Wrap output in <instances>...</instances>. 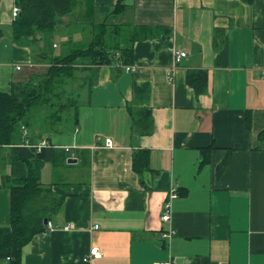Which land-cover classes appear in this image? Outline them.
I'll use <instances>...</instances> for the list:
<instances>
[{"label":"crops","instance_id":"crops-1","mask_svg":"<svg viewBox=\"0 0 264 264\" xmlns=\"http://www.w3.org/2000/svg\"><path fill=\"white\" fill-rule=\"evenodd\" d=\"M120 2L74 0L47 40L17 44L15 0H0V92L90 43L112 57L77 59L69 114L50 124L33 113L28 133L52 149L44 195L62 201L20 264H264V0ZM176 50L187 54L174 65ZM190 73L203 75L201 92ZM92 247L102 256L85 260Z\"/></svg>","mask_w":264,"mask_h":264},{"label":"trees","instance_id":"trees-1","mask_svg":"<svg viewBox=\"0 0 264 264\" xmlns=\"http://www.w3.org/2000/svg\"><path fill=\"white\" fill-rule=\"evenodd\" d=\"M120 1L117 0L116 12L122 7ZM15 4L20 11L13 21L11 35L15 43L24 44L35 40L37 35L47 40L60 17L71 11L74 0H15ZM95 47L90 43L86 49L48 57L46 72L33 74L26 82H12L8 93L0 92V165L10 168L9 174L1 176L2 184L10 191V218L7 226L0 227V260L9 259V264H20L23 247L44 231V219L49 220L62 201L49 200L39 178L42 167L51 160L52 149L45 147L38 151L33 146H24L21 127L30 129L39 121L32 118L34 112H42L39 117L42 121L49 119L50 124L60 120L64 111L71 112L75 101L72 98L63 101L64 85L73 80L79 65L77 59L87 57L100 63L111 61L109 53L95 50ZM188 78L198 93L201 92L203 75L192 76L190 73ZM28 138L33 145L38 135L35 136L32 130ZM229 159L228 154L218 167V174L222 173Z\"/></svg>","mask_w":264,"mask_h":264},{"label":"built area","instance_id":"built-area-1","mask_svg":"<svg viewBox=\"0 0 264 264\" xmlns=\"http://www.w3.org/2000/svg\"><path fill=\"white\" fill-rule=\"evenodd\" d=\"M18 14H19V8L14 6L12 8L13 18L15 19L18 16ZM186 54H187L186 51H182V50L174 51V53H173L174 65H177L181 61V59L186 57ZM20 68H21V66H17V69H20ZM124 70L126 72H132V71H134V67L132 65H125ZM21 131H22V138H23V145L24 146H33L38 151H40L42 148L49 147V143L46 140L39 141L38 143H35L32 145L29 138H28L29 133H28L27 128L22 126ZM106 145L107 146L111 145L109 140L106 141ZM66 150H69V149L66 148ZM176 196H177L176 192L172 191L170 193L168 199L166 200L165 204H164L162 219L165 222L170 220V216H171V205L170 204H171V200L173 198H175ZM93 228L96 229L97 226L95 225ZM53 229H54V227L52 226L51 222L47 221L46 222V230L44 229L43 232L46 233L48 231H52ZM67 229H68V227L65 228V230H67ZM173 233L174 232L172 230H169L166 234L163 235V237L166 239H170V237L173 235ZM101 256H102V253L100 252L98 247H92L89 250L88 256H86L85 260H88V258H100ZM6 261L9 262V259H6ZM162 264H166V263H162Z\"/></svg>","mask_w":264,"mask_h":264},{"label":"water","instance_id":"water-1","mask_svg":"<svg viewBox=\"0 0 264 264\" xmlns=\"http://www.w3.org/2000/svg\"><path fill=\"white\" fill-rule=\"evenodd\" d=\"M67 162H68V163H72V162L74 163V162H76V161H75V159H71V158H70V159L67 160ZM46 222H47V219H44V224H46Z\"/></svg>","mask_w":264,"mask_h":264},{"label":"rangeland","instance_id":"rangeland-1","mask_svg":"<svg viewBox=\"0 0 264 264\" xmlns=\"http://www.w3.org/2000/svg\"><path fill=\"white\" fill-rule=\"evenodd\" d=\"M48 37H49V35H48ZM57 51H59V49H58ZM76 85H77V83H76ZM76 85H75V86H76ZM71 98H72V97H71ZM1 165H2V164H1ZM1 165H0V168L2 167Z\"/></svg>","mask_w":264,"mask_h":264}]
</instances>
